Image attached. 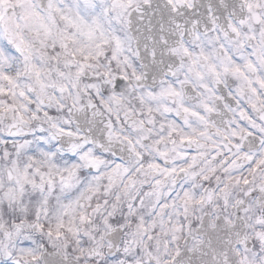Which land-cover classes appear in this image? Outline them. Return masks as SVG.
<instances>
[{"label":"snow or ice","instance_id":"6c2138e0","mask_svg":"<svg viewBox=\"0 0 264 264\" xmlns=\"http://www.w3.org/2000/svg\"><path fill=\"white\" fill-rule=\"evenodd\" d=\"M0 264H264V0H0Z\"/></svg>","mask_w":264,"mask_h":264}]
</instances>
